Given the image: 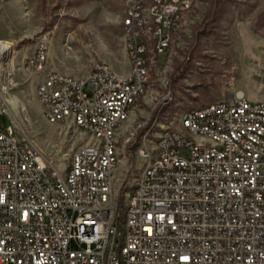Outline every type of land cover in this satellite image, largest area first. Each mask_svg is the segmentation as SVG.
Listing matches in <instances>:
<instances>
[{
  "label": "built area",
  "instance_id": "obj_1",
  "mask_svg": "<svg viewBox=\"0 0 264 264\" xmlns=\"http://www.w3.org/2000/svg\"><path fill=\"white\" fill-rule=\"evenodd\" d=\"M190 0H142L131 6L134 77H116L94 62L87 78L51 69L42 87L55 123L87 126L94 139L58 168L32 147L13 142V123L0 126V264H264V101L236 91L190 113L188 127L209 129L216 143L203 145L177 129L163 131L162 167H154L133 206L127 261H102L117 248L121 205L135 165L110 201L105 177L113 159L110 126L142 94L143 71L166 51L170 28ZM48 47V38L47 44ZM45 51H36L39 68ZM78 108L79 119L68 115ZM0 103V114H4ZM127 131L121 142L133 140ZM146 136L139 148L150 156ZM99 162L91 163L90 155ZM140 159L139 161L146 160ZM118 176V173H116ZM120 206V213H113ZM81 239H97L82 247ZM78 244V246H75Z\"/></svg>",
  "mask_w": 264,
  "mask_h": 264
},
{
  "label": "rangeland",
  "instance_id": "obj_2",
  "mask_svg": "<svg viewBox=\"0 0 264 264\" xmlns=\"http://www.w3.org/2000/svg\"><path fill=\"white\" fill-rule=\"evenodd\" d=\"M140 1L0 0V39L13 43L0 58L5 86L0 87V102L6 108L0 126L16 122L18 135L28 136L58 168L69 163L78 145L97 141L75 124L46 119L37 95L41 77L28 59L38 40L47 37V69L81 78L101 61L128 74L131 61L123 20L128 8ZM212 4L193 0L167 50L151 58L146 90L122 127V136L129 130L135 133L127 147L134 175L145 165L138 148L146 136L163 127L186 131L176 114L239 90L250 101H264V0L228 3L230 8L215 22L210 18Z\"/></svg>",
  "mask_w": 264,
  "mask_h": 264
},
{
  "label": "bare ground",
  "instance_id": "obj_3",
  "mask_svg": "<svg viewBox=\"0 0 264 264\" xmlns=\"http://www.w3.org/2000/svg\"><path fill=\"white\" fill-rule=\"evenodd\" d=\"M193 4V0H190V4H186L185 8H182L181 12L178 15V22H176V28L179 26L180 22L183 19L184 13L191 9ZM129 20H131V6L127 10V14L123 20L124 28H125V41L127 50L129 52V58L131 61V67L129 73L126 75L119 74L116 72L109 64L99 61V65H101L104 69L109 70V74H116V77H134L136 72V54L134 51V43L132 41V29L127 28L129 26ZM176 28H170V35ZM171 43V39H167L166 42V50ZM47 44V37L40 38L36 44L35 51L31 54L28 59V62H33L34 57L36 56V51H45V55H47L48 47ZM13 46L12 41H5L0 39V58L2 59L3 54H6L11 50ZM9 54V53H8ZM8 57V56H7ZM10 58V57H9ZM1 62V61H0ZM14 63V62H13ZM31 66V64H30ZM33 70L39 73V76H42L41 81L37 84V95L39 101L43 108V113L46 119L50 122L55 123V119H53V105L51 102H47L44 99V94L41 91L42 87H46V78H43L42 70H44V76H51V70L47 69L46 58H39V68H32ZM88 74L81 78H87ZM148 77H149V69H145L143 71V86L147 87L148 84ZM78 78V77H76ZM1 80H0V87H1ZM1 88L5 89V86ZM243 93L242 90H239ZM142 94H134L133 102L128 104V110L125 113H122L118 120H115L112 126H110V135H109V144L111 146V154L113 159H118V165H110V172L106 173L105 177V184H106V192L110 194V201H117L118 194H120V181H126L129 169L133 166L132 162L129 159V154L127 155V147L126 142H121L122 136V127L123 124L126 123L130 117L132 109L135 107L136 102ZM172 97H170V100ZM11 102H16L12 99ZM1 103V102H0ZM13 103V104H14ZM2 109L6 108L2 104ZM204 105L199 108H191L186 111H183L180 115L176 114V121L180 117L182 124L185 128V132L178 131V133H185L187 138H196L197 136L200 137V143L203 145H211L216 143V136H209V129H204L202 127H188V120L190 113L193 111H203ZM68 115L72 117V119H79V111L78 108H68ZM29 119L25 118V121ZM12 129V136L13 142L16 145H24V147H32L34 149V153H39L32 144L28 136L21 137L18 135L16 131L18 128V124L15 122L13 123ZM76 125V124H75ZM83 131L87 133V126H78ZM170 127H163L161 131L156 132L153 134V138L149 141V150L150 156L146 158V151L142 150V148H138V153L140 159L146 158L144 160L145 165L141 169L140 175H134L133 180L128 182L125 192V199L122 200L121 205V218H120V226L118 227V243L117 248L112 249H104L102 250V261H110L111 259H117V262H124L127 261V247H128V238L129 234L132 231V213H133V206H136L138 193L141 189L145 186V181L150 177L151 170L154 167H162V160H163V145H164V136L163 131H172ZM184 131V129H183ZM97 141H94L95 145H104V137L102 136H94ZM76 149H83V144H80L76 147ZM90 162L91 163H98L99 162V155L98 154H91L90 155ZM62 167L64 164L61 163ZM136 167V166H135ZM136 170H134L135 172ZM118 173V176L117 174ZM124 175V176H123ZM113 213H120V206H113ZM81 246L82 247H95L97 246V239H81Z\"/></svg>",
  "mask_w": 264,
  "mask_h": 264
},
{
  "label": "trees",
  "instance_id": "obj_4",
  "mask_svg": "<svg viewBox=\"0 0 264 264\" xmlns=\"http://www.w3.org/2000/svg\"><path fill=\"white\" fill-rule=\"evenodd\" d=\"M237 0H213L210 18L212 19L211 22L216 21V17L219 15H225V11L230 8L228 3H236ZM209 25V24H208ZM207 25V26H208ZM211 33H215V30L211 31ZM165 116V115H164Z\"/></svg>",
  "mask_w": 264,
  "mask_h": 264
},
{
  "label": "crops",
  "instance_id": "obj_5",
  "mask_svg": "<svg viewBox=\"0 0 264 264\" xmlns=\"http://www.w3.org/2000/svg\"><path fill=\"white\" fill-rule=\"evenodd\" d=\"M125 54H126V56H128V54H127V51H125ZM51 69H53V68H50V70H51ZM53 70H54V69H53ZM89 71H90V70H89V69H87V71H86V74H88V73H89ZM41 79H42V76H41Z\"/></svg>",
  "mask_w": 264,
  "mask_h": 264
}]
</instances>
